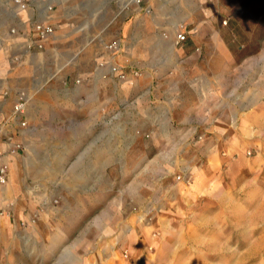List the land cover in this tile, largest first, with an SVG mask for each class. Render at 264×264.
Returning <instances> with one entry per match:
<instances>
[{
    "label": "rangeland",
    "instance_id": "obj_1",
    "mask_svg": "<svg viewBox=\"0 0 264 264\" xmlns=\"http://www.w3.org/2000/svg\"><path fill=\"white\" fill-rule=\"evenodd\" d=\"M261 199L264 0H0V264H264Z\"/></svg>",
    "mask_w": 264,
    "mask_h": 264
},
{
    "label": "crops",
    "instance_id": "obj_2",
    "mask_svg": "<svg viewBox=\"0 0 264 264\" xmlns=\"http://www.w3.org/2000/svg\"><path fill=\"white\" fill-rule=\"evenodd\" d=\"M211 97H214V98H219V95L218 93H215L214 91H212L211 93ZM258 96V95H257ZM252 99H257L256 97H253V98H250L248 99V104H256L257 102H252ZM263 99V93L260 92L259 94V101H261ZM264 202L263 199L259 200V202L257 203V205L255 206V208L259 209V210H264V204H262Z\"/></svg>",
    "mask_w": 264,
    "mask_h": 264
},
{
    "label": "built area",
    "instance_id": "obj_3",
    "mask_svg": "<svg viewBox=\"0 0 264 264\" xmlns=\"http://www.w3.org/2000/svg\"><path fill=\"white\" fill-rule=\"evenodd\" d=\"M183 39H184V34L179 33V35L177 37V40L180 41V40H183Z\"/></svg>",
    "mask_w": 264,
    "mask_h": 264
}]
</instances>
